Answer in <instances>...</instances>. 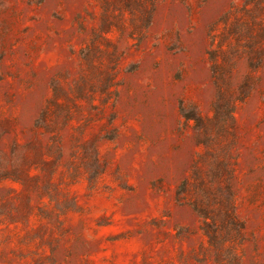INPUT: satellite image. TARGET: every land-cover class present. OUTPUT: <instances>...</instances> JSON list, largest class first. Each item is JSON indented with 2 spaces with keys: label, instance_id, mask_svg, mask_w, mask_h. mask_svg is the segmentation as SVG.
<instances>
[{
  "label": "rangeland",
  "instance_id": "obj_1",
  "mask_svg": "<svg viewBox=\"0 0 264 264\" xmlns=\"http://www.w3.org/2000/svg\"><path fill=\"white\" fill-rule=\"evenodd\" d=\"M0 264H264V0H0Z\"/></svg>",
  "mask_w": 264,
  "mask_h": 264
}]
</instances>
